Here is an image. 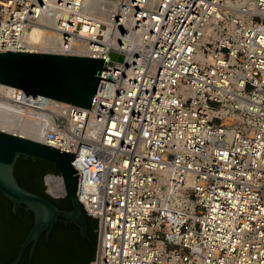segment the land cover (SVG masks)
Instances as JSON below:
<instances>
[{
  "label": "built area",
  "instance_id": "1",
  "mask_svg": "<svg viewBox=\"0 0 264 264\" xmlns=\"http://www.w3.org/2000/svg\"><path fill=\"white\" fill-rule=\"evenodd\" d=\"M47 49L103 58L89 108L0 87V122L74 153L89 264H264V0H0V51Z\"/></svg>",
  "mask_w": 264,
  "mask_h": 264
},
{
  "label": "water",
  "instance_id": "2",
  "mask_svg": "<svg viewBox=\"0 0 264 264\" xmlns=\"http://www.w3.org/2000/svg\"><path fill=\"white\" fill-rule=\"evenodd\" d=\"M102 65L103 58L98 57L5 50L0 51V83L33 95H44L89 108ZM19 157L52 163L56 173L49 172L43 176L45 192L52 199L66 197L71 208L61 209L50 198L22 187L14 175ZM73 157L72 152L0 129V192L11 201L13 212L23 208L33 216L32 226L21 242L16 257L6 264H19L30 244L31 257L39 236L44 233L48 239L57 222L73 223L82 238H89L84 205L76 193L79 178L76 172L79 170L73 163ZM88 216L96 221L97 228L98 214Z\"/></svg>",
  "mask_w": 264,
  "mask_h": 264
},
{
  "label": "trees",
  "instance_id": "3",
  "mask_svg": "<svg viewBox=\"0 0 264 264\" xmlns=\"http://www.w3.org/2000/svg\"><path fill=\"white\" fill-rule=\"evenodd\" d=\"M49 172L56 173L52 163L31 158L19 157L14 168V175L22 187L50 198L61 209H70L71 205L66 197L52 199L45 192L43 176ZM11 207V201L0 192V264H6L16 257L19 245L32 223V213L29 210L18 208L13 212ZM24 215H29V221L20 222L19 219ZM84 215L88 239L81 237L73 223L64 225L63 222H58L49 238L45 239L42 233L31 257L27 251L19 264H89L94 255L96 221L85 212ZM25 223L27 226L24 229L14 227Z\"/></svg>",
  "mask_w": 264,
  "mask_h": 264
},
{
  "label": "bare ground",
  "instance_id": "4",
  "mask_svg": "<svg viewBox=\"0 0 264 264\" xmlns=\"http://www.w3.org/2000/svg\"><path fill=\"white\" fill-rule=\"evenodd\" d=\"M26 40L29 43H36V42H41V41H49V45L50 47H53L56 39L55 38H49L48 35H45L44 32L36 25H31L29 27V29L27 30V36H26ZM70 48H76L79 47V42L76 41H71L70 42ZM47 52H52V53H60V54H71V55H86L83 52H80L78 50H65V51H58L57 49H47ZM0 87H13V86H6L5 84L0 83ZM0 129L10 132V133H14V134H20L21 136L24 137H28V138H32V139H36L39 140V138H37L35 135L29 133L28 131H24V130H20L19 132H13L11 131L8 126H5L2 122H0Z\"/></svg>",
  "mask_w": 264,
  "mask_h": 264
},
{
  "label": "flooded vegetation",
  "instance_id": "5",
  "mask_svg": "<svg viewBox=\"0 0 264 264\" xmlns=\"http://www.w3.org/2000/svg\"><path fill=\"white\" fill-rule=\"evenodd\" d=\"M62 209H66V208H62ZM20 220V222H24L25 220H27V221H29V215L27 216V215H24L21 219H19ZM32 223H33V216H32ZM32 223H31V225H30V227H29V229L31 228V226H32ZM58 223V222H57ZM56 223V224H57ZM64 225H66V224H64ZM27 226V223H25V225L24 224H16V225H14V227L16 228H22V229H24L25 227ZM28 229V230H29ZM28 232V231H27ZM27 234V233H26ZM26 236V235H25ZM41 236V235H40ZM39 236V237H40ZM24 239V238H23ZM23 239H22V241H23ZM39 239V238H38ZM46 239V238H45ZM21 241V242H22ZM38 241V240H37ZM37 243V242H36ZM21 244V243H20ZM20 246V245H19ZM36 246V245H35ZM30 248H31V244L26 248V250H25V253L27 252V251H29V253H30ZM34 250H35V248H34ZM34 252V251H33ZM24 253V254H25ZM33 254V253H32ZM28 258H30L29 256H28ZM29 260V259H28Z\"/></svg>",
  "mask_w": 264,
  "mask_h": 264
},
{
  "label": "rangeland",
  "instance_id": "6",
  "mask_svg": "<svg viewBox=\"0 0 264 264\" xmlns=\"http://www.w3.org/2000/svg\"><path fill=\"white\" fill-rule=\"evenodd\" d=\"M111 57L114 58V59H117V60H121L122 59V56L119 55V54H116V53H111Z\"/></svg>",
  "mask_w": 264,
  "mask_h": 264
}]
</instances>
